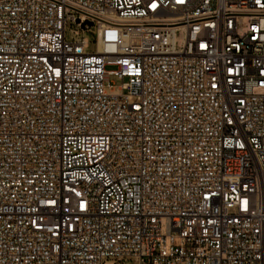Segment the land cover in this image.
Instances as JSON below:
<instances>
[{"label": "built area", "instance_id": "obj_1", "mask_svg": "<svg viewBox=\"0 0 264 264\" xmlns=\"http://www.w3.org/2000/svg\"><path fill=\"white\" fill-rule=\"evenodd\" d=\"M107 259L264 264V0H0V264Z\"/></svg>", "mask_w": 264, "mask_h": 264}, {"label": "rangeland", "instance_id": "obj_2", "mask_svg": "<svg viewBox=\"0 0 264 264\" xmlns=\"http://www.w3.org/2000/svg\"><path fill=\"white\" fill-rule=\"evenodd\" d=\"M77 28L75 26V24H68V26L65 29V37L67 40H71L72 38H86L88 40V46L86 48V50L88 52H93L95 50V44L93 42V35L89 32H81L78 35H75L74 32L72 31V29ZM78 29V28H77ZM94 27H92V31ZM114 85H118L119 84V80H117L115 77H110L109 79ZM104 264H113V260L112 259H107L105 260Z\"/></svg>", "mask_w": 264, "mask_h": 264}]
</instances>
